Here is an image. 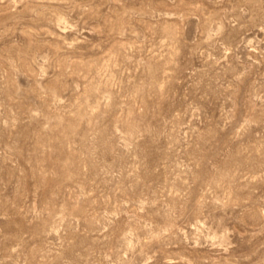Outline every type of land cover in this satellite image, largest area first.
<instances>
[{
	"label": "rangeland",
	"instance_id": "obj_1",
	"mask_svg": "<svg viewBox=\"0 0 264 264\" xmlns=\"http://www.w3.org/2000/svg\"><path fill=\"white\" fill-rule=\"evenodd\" d=\"M0 264H264V0H0Z\"/></svg>",
	"mask_w": 264,
	"mask_h": 264
}]
</instances>
